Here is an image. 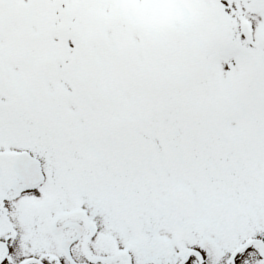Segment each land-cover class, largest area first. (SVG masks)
<instances>
[{
  "label": "snow or ice",
  "instance_id": "6c2138e0",
  "mask_svg": "<svg viewBox=\"0 0 264 264\" xmlns=\"http://www.w3.org/2000/svg\"><path fill=\"white\" fill-rule=\"evenodd\" d=\"M0 264H264V0H0Z\"/></svg>",
  "mask_w": 264,
  "mask_h": 264
}]
</instances>
